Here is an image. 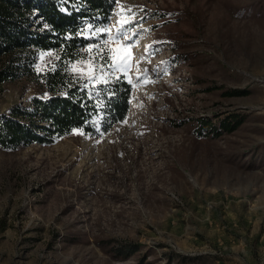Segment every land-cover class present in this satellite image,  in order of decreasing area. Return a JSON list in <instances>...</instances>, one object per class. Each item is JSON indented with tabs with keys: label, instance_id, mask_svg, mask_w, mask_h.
Listing matches in <instances>:
<instances>
[{
	"label": "rangeland",
	"instance_id": "obj_1",
	"mask_svg": "<svg viewBox=\"0 0 264 264\" xmlns=\"http://www.w3.org/2000/svg\"><path fill=\"white\" fill-rule=\"evenodd\" d=\"M102 30L77 71L125 75L129 118L0 151V264H264V0H119ZM101 47L130 70L104 69ZM39 94L5 83L0 117ZM232 115L233 133L196 134Z\"/></svg>",
	"mask_w": 264,
	"mask_h": 264
},
{
	"label": "trees",
	"instance_id": "obj_2",
	"mask_svg": "<svg viewBox=\"0 0 264 264\" xmlns=\"http://www.w3.org/2000/svg\"><path fill=\"white\" fill-rule=\"evenodd\" d=\"M118 1L0 0V91L5 83L25 78L37 80L40 90L32 98L33 108L16 106L10 116L0 117V151L35 142L51 145L78 133L100 137L127 121L134 94L131 81L125 75H108L89 85L77 71L85 48L104 46L102 26L111 20ZM102 48L95 50L96 58L112 71L110 65L120 60L109 47ZM40 52L53 54L49 64L40 66ZM242 123L235 115L218 123L205 118L195 130L200 137H220Z\"/></svg>",
	"mask_w": 264,
	"mask_h": 264
},
{
	"label": "snow or ice",
	"instance_id": "obj_3",
	"mask_svg": "<svg viewBox=\"0 0 264 264\" xmlns=\"http://www.w3.org/2000/svg\"><path fill=\"white\" fill-rule=\"evenodd\" d=\"M110 59H112L113 61L116 60V57L113 55L110 57ZM131 60V55H127L125 57H123L118 63L114 62L112 65H110L114 71H122V72H127L130 70L131 68V64L129 63V61ZM73 70L75 71V67L73 68ZM94 72L95 69H93V75L90 77L92 79H95L96 77L94 76ZM144 78L147 79V71L145 70L144 73Z\"/></svg>",
	"mask_w": 264,
	"mask_h": 264
},
{
	"label": "built area",
	"instance_id": "obj_4",
	"mask_svg": "<svg viewBox=\"0 0 264 264\" xmlns=\"http://www.w3.org/2000/svg\"><path fill=\"white\" fill-rule=\"evenodd\" d=\"M60 5H61V7H62V10H63L65 13H67V8H66L65 4H64V3H60Z\"/></svg>",
	"mask_w": 264,
	"mask_h": 264
}]
</instances>
